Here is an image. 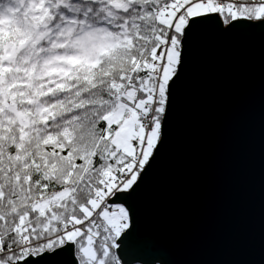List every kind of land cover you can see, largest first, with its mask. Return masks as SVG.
Instances as JSON below:
<instances>
[{
  "label": "snow or ice",
  "instance_id": "snow-or-ice-1",
  "mask_svg": "<svg viewBox=\"0 0 264 264\" xmlns=\"http://www.w3.org/2000/svg\"><path fill=\"white\" fill-rule=\"evenodd\" d=\"M204 25L264 26V0H0V264H123Z\"/></svg>",
  "mask_w": 264,
  "mask_h": 264
},
{
  "label": "water",
  "instance_id": "water-1",
  "mask_svg": "<svg viewBox=\"0 0 264 264\" xmlns=\"http://www.w3.org/2000/svg\"><path fill=\"white\" fill-rule=\"evenodd\" d=\"M185 55L118 251L123 264H264V26H201Z\"/></svg>",
  "mask_w": 264,
  "mask_h": 264
}]
</instances>
